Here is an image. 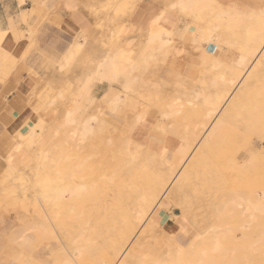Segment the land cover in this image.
Segmentation results:
<instances>
[{
	"label": "rangeland",
	"instance_id": "374dc122",
	"mask_svg": "<svg viewBox=\"0 0 264 264\" xmlns=\"http://www.w3.org/2000/svg\"><path fill=\"white\" fill-rule=\"evenodd\" d=\"M23 1L24 0H20V3H23ZM31 1V10L26 11L24 14H21V16L15 15V20L10 18L9 22L12 21L14 25L19 26L20 21L25 16H27L28 19H32L33 16H35L40 27L35 39L36 47L34 54H30L25 62L18 64L13 61L14 66L9 69L6 57H3L2 53H0V98L3 97L4 102H6L7 97L2 92H4L6 86L11 85L14 91L22 92L24 90V92L27 93L26 97L28 98V104L30 106L29 112L26 113V116L30 118L25 121L23 120V123L16 127H9L8 124L12 122L11 120L17 118V112L8 108L6 109V106L0 111V126L2 130L0 132V264H61L57 262H60L64 257L73 260V255L79 258L78 261L82 260L76 252L73 254L71 249L73 245L69 244L71 239H69L67 233L62 230L60 232L55 227L56 221L52 219L53 216L50 215L51 211H49V199L45 198V191L37 183L38 179H41L45 169L49 170L51 174H54V162L59 159V152L61 151L60 144L62 141H64L62 143H64L65 146L69 145V147H65V151L66 149L70 151L72 148L74 150L76 148L74 146L80 143L75 142L78 140V136L74 130L75 128L65 121L67 116L66 113L75 105L77 97L80 96V93L85 87L86 79L81 80V78L77 76L69 78L67 72H61L59 63L65 54L78 46L77 43H83L79 53L92 63L96 71L100 61L109 53H114L116 49L126 51L137 48L138 44L146 37L151 22L155 18L157 19L160 17L162 13L166 14V16L164 14V17H167V20L170 19L169 22L174 20L171 23L174 25L173 35L171 36L172 43H170L172 46L168 53L159 56V58L155 56L154 59L156 61L152 58L153 62L152 60L150 61L145 72L143 71L140 73L137 71L134 73L135 75L133 74L135 81L132 89L128 90V95H124L123 93L124 77L122 76L111 83L108 80L100 82L94 80L90 85V97L93 100L89 103L86 101L88 104L83 106L85 107L84 117L92 115L93 117L98 116L97 118L101 119V123L100 120L99 123L104 126V130H98L92 137L93 139L90 143L95 146L100 143L103 147H98V150L94 152L91 151V149V152L87 151L84 149V146H88L87 144H89V142L86 141L82 143L83 145H81V149L78 150V152H76L77 150H72L70 152L67 150L68 152H66V154L68 153L70 157L73 156L74 160L78 159L73 163L83 161L85 158L89 165L91 163L93 164L91 165L92 168L94 165L96 166V169L95 166L93 168L95 171L102 167V170L100 168V170L97 171L100 175H107V173H109L108 175L111 176L113 172L111 168H109V163L113 162V157L120 155V152L117 150V143L110 140L111 133L114 134L116 138L122 136L125 141L130 139L132 142L131 146L139 150V157L144 156L147 154L146 151L150 150L158 161L166 165V167L163 166L161 169H166L167 166L176 163L178 165L176 171L178 176L182 172L184 173L186 171V166L192 160V156H194L197 146L202 143V138L206 137L205 133L211 131L216 120L213 122L211 121L207 127L204 126V128H202V126H200L194 128L192 126L193 122L188 120L182 121L176 114L170 116L166 115L169 113L168 105L169 103L179 102V104L183 103L180 107L191 109L196 102L204 109H206L207 106L210 108L211 106L206 104V102L216 101L217 95L226 88V85L217 76L219 74L214 71L216 75L214 72H210L207 68L202 67L203 59H201V57L204 55L203 48L206 46L200 43L201 46H204L201 48L198 34L196 35L198 38L194 36L198 24V17L192 12L182 13L181 8L178 6V2L181 0ZM223 1L226 6H234L240 10L245 9V0ZM120 4L126 5L123 6ZM165 4H167L168 7ZM261 4L264 5V0H251L252 7L256 5L260 6ZM85 5L87 7H84ZM129 5H131V7H127ZM173 5H177L178 7H172ZM118 7H124L125 9L123 8L120 10ZM65 10L68 12L76 11L77 14L72 15L70 24L73 27L78 26L81 28L72 37H67L65 32L61 30L62 22L65 20L64 17L68 19L70 16L69 14H61V12H65ZM204 16L206 18H203ZM204 16L201 20L202 23L204 21V23H206L207 19L208 22L210 20L209 17L211 18L210 14ZM193 18H195V20ZM1 27L6 28L8 26L1 24ZM122 27H124V30ZM121 28L122 30H119ZM241 28L245 31V25L241 26L240 29L236 31L237 34L239 32L241 36L239 43L245 44L247 48H251L250 44L252 43H245V38L243 37L244 32ZM188 32H190L189 35ZM117 33L120 34L116 35ZM241 33L243 34L241 35ZM180 36H184L185 40L178 42ZM123 40L124 43L126 42V45L123 43ZM131 40L134 42L129 44ZM242 40H244V42H242ZM16 42L17 46L15 49L13 48L12 56L18 60L19 55L23 56L24 49L27 48L28 45L24 39L19 41L16 40ZM237 46L238 45L231 46L226 50L224 49V51H222V47L216 49L217 51L215 50L212 55V62L215 61L213 63L217 65L219 64L218 62H220L219 67H221V64L225 63V65H222L223 67H226V64L228 67L233 64L235 66L233 67L232 65L231 67L237 68L239 64L238 57H240L238 47L240 45ZM229 49L231 50L229 51ZM221 52H224V54ZM231 59L234 60V63H231ZM235 62H237V64H235ZM202 68L205 70H202ZM209 72L212 74H209ZM228 73L231 74L230 72ZM231 78H233L232 74ZM241 79L242 78H239L235 81L233 85L234 90H237V87L239 88ZM258 82H261V84L252 82L248 87L250 90L247 89L248 92L255 91L254 88H256V85L259 87L260 85L263 86V79ZM227 83L228 82H226V84ZM220 86L222 88H220ZM105 95H107V100L103 102V106L101 107L100 101ZM119 95L123 96V98L126 97L124 104L121 105L122 112H113L110 110L109 105L111 106L115 98ZM33 96L34 99L32 98ZM41 96L43 97L41 98ZM58 96L60 98H58ZM226 100H228V97L225 99V102ZM84 103H82V105ZM205 104L207 106H205ZM37 119L41 121L39 125L43 123V126L40 125L39 128L38 125L39 130L37 127L35 128V137L30 141L28 135L32 128L39 122ZM235 121H238L236 122L238 123L237 125ZM245 123L246 122L241 118L233 119L230 123L231 126L229 123L226 124V126H221V129L227 130L225 136L219 131H214L212 138L207 143V145L216 148L223 157H227L225 163L228 172L229 169L232 171L233 168L238 167L239 161H242L243 158L260 159V156L264 158V137L253 132L251 133L248 124ZM41 129L43 130L42 132L40 131ZM158 129H163V133L157 131ZM245 129L248 130V133ZM38 131L41 134H39ZM193 131L198 132L197 135L194 134L196 137L191 135ZM189 132L191 133L188 134ZM20 135L25 137H21ZM189 135L192 138L189 137ZM188 137L189 139L191 138L190 141ZM193 137L196 139H193ZM197 137L199 140L201 139L199 142ZM65 142H69V144ZM181 145L184 148V154L180 152ZM101 148L102 150H100ZM74 154L76 156H74ZM10 155L12 156V163L10 168L7 169L5 167L6 159ZM160 155H163V159L159 157ZM88 156H90V158H88ZM215 157L213 156L210 158L213 168L208 172L197 169L189 173L191 177H188V185L185 191L186 195H183L190 204L189 206L184 205L181 207L183 205V199H181V202L180 198L174 197L172 193V188L174 187L171 186L168 192L158 199L160 202L158 201V203H156L152 213L147 215V217L140 222L136 219L134 210L131 212L133 219L132 217L129 219V222L132 224L128 223L125 226V220L123 221L122 218L121 220L120 218L116 220L120 223L119 225L121 228L132 230L131 227H133L134 230L132 231L133 235L130 234L131 237L129 236L130 242L132 239L133 242H131L126 249L128 253L126 251V255H123L126 261L130 259L129 264L131 260V264H154L155 262L166 264L171 256H175V254L178 255V252L183 251V247L186 249L189 247L187 245L191 246L196 240L200 241L202 237L207 238L210 235L209 232L212 231V227H214L211 222L216 223L217 220L215 218L218 214L220 217L224 218L222 220L228 221L233 218V216L231 217V215L235 214L233 212L238 211V213L240 212L242 214H239L238 217L240 219L244 218V203L241 206H234L236 204H233V212L231 211L229 213V207L227 208V206H225L227 209L224 207L222 208L224 212L221 213L220 211L222 209H220V211L217 209L219 213H214L216 209L214 208L215 210H212L211 204L204 202V199L210 194L209 189L205 187V180L210 181L212 188L217 187V184H221L215 177L218 174L216 169L222 167V161L221 158H218V155H215ZM73 159L70 158L71 161H73ZM228 160L229 162H227ZM102 161L104 162L103 164H101ZM46 165H48V168ZM51 165L53 167H51ZM229 166L230 168H228ZM97 167L99 168L97 169ZM104 170L109 172H105ZM102 171L104 173H101ZM198 171L203 172L200 173ZM235 176L236 177L231 179V182L234 186H237V190H235L237 197L240 198V191L242 189L247 191L255 189L253 187L254 182L248 183L245 180L243 181L241 176ZM102 180H105V178H102ZM194 191L197 193L194 194ZM168 193H172L171 195L173 198H171V195ZM236 194H234V197H236ZM96 195L100 199L104 198L101 193ZM212 196H214L213 191ZM239 198L235 201L239 200ZM223 203L225 204V202ZM129 207L132 208V206ZM184 207L185 209L183 210ZM186 207H188V210ZM205 207L208 208L204 209ZM209 207H211V211H209ZM201 208L203 209L201 210ZM198 210L200 211L198 212ZM185 211H187V213ZM197 214H199L200 217H197ZM214 214L217 215L215 216ZM202 215L203 217H201ZM151 217L154 219V222L151 221ZM149 220L151 222H149ZM200 221L202 222L201 224L199 223ZM117 222L116 225L118 224ZM134 223H136V225ZM203 223H205L204 226ZM148 224H153V226ZM208 224L209 226L212 225L210 229ZM120 226H117V228H120ZM67 227L71 228L69 232L72 233L71 238L74 239L80 230L79 220H69ZM200 227L202 228L200 229ZM207 231L209 234L206 236L205 234H207ZM105 236H103V240ZM235 236V240H237L235 243L238 242L240 244H237L238 251L234 254L228 248H224L217 259L218 264H258V261L253 257L256 255V251L254 250H256L259 244H264V240H259V244L255 243V245L253 243L254 241L251 239L245 242L240 231L235 233ZM240 239L244 241L242 240V242ZM101 241L102 239H97V246L101 249H98L99 254L96 253V255H99L96 256L97 261L95 262L94 259L92 264H106L104 259L108 258L111 259L113 264H120V262H117V258L113 259L112 256H114V254L112 250L104 249L103 252V244ZM252 243L254 245H252ZM138 244L142 245V247H140L141 249H136ZM249 246H251L250 249H248ZM135 251H137V253H135ZM132 255L135 259L132 258ZM80 261L78 263L74 262V264H81ZM241 261H243V263Z\"/></svg>",
	"mask_w": 264,
	"mask_h": 264
},
{
	"label": "bare ground",
	"instance_id": "6f19581e",
	"mask_svg": "<svg viewBox=\"0 0 264 264\" xmlns=\"http://www.w3.org/2000/svg\"><path fill=\"white\" fill-rule=\"evenodd\" d=\"M120 5H123V4H120ZM165 5L167 6V4ZM178 6L181 8L182 13L192 12L194 13V15L198 17V24H197V28L195 31V35L194 34L192 35L196 36L198 34L199 41H200L199 45L201 46V44H204L206 46L205 48H203L205 52V53L203 52L204 55L203 56L201 55L202 56L201 59H203L202 67L207 68L210 72L215 71L217 74H219L217 75L214 72L222 80V82L226 85V88L217 95L216 101L214 102L205 101L206 104H209L212 108L211 107L209 108L205 104L207 108L204 109L198 103L195 102L194 106L191 109H187V108L180 107L183 105V103L179 104V102H175V103H169L168 105L169 113L166 115L170 116V115L176 114L182 121L188 120V121L193 122L192 126L194 128H197L200 126L204 128V126L207 127L211 121L213 122L216 120V122L214 126H212L211 131L209 133L208 132L205 133L206 137L202 138L203 139L202 143H200L199 146L196 145L197 148L194 152V156H192L193 157L192 160L186 166V171L184 173L182 172L181 174H179V176H178V173L176 172L177 167H178L176 163L167 166L166 169H161V167L163 166L166 167V165L158 161L154 157V155H152L150 150H147L146 151L147 154H145L144 156L139 157L138 154L140 152L137 148H133L131 146L132 142L130 141V139L125 141L122 138V136H120L119 138H116V136L112 133H111L110 140L114 141V143H117V150L118 152H120V155L113 157V162L109 163V168H111L113 172L111 176L108 175L109 173H107V175L106 174L100 175V173H97V171H99L100 168L102 170V167H100L99 165L100 168L97 167V169L98 168L99 169L95 171L93 169L95 165L92 168L91 165L93 164L90 162L91 164L89 165L87 163V160H85V158L84 160L81 159L83 161L73 163L74 161H77L78 159L74 160L72 154H71L72 157H70L68 153L67 155L66 152H68L69 150L66 149L65 151V147L67 148V146L69 147V145L65 146V144L62 143L64 141L61 142L60 144L61 151L59 152V159L56 162H54L55 168L51 165V167H53V170L55 169L54 174H51L49 170L45 169L43 171V175L41 179H38L37 183L45 191L44 193L45 198L49 199V206H50L49 211H51L50 215L53 216L52 219L56 221L55 227L60 232L62 230V231H65V233H67V236L69 237V239H71L69 244L73 245V247L71 246L72 252L73 254H75L76 252V254L80 256V259H82L81 261L79 260L81 264H92L94 259H95L94 260L95 262L97 261L96 256H99V255H96V253L99 254L98 253L99 246H97V239H102L101 242L103 245L102 244L101 245L103 247V252H104V249L112 250L113 251L112 253L114 254V256H112L113 259L117 258L118 259L117 262H120V264H129L130 259L129 261L128 260L126 261V259L123 258V255H126L125 253L127 251L126 249L129 247L130 243L133 242L132 238H131L132 241L130 242L129 236L131 237L130 234H132V231L134 230H133V227H131L132 230L131 229L127 230L126 228L125 230L121 228V226L119 225L120 223H118L116 220H118V218H120L121 220L122 218L123 221L125 220L124 221L125 226L128 223L132 224L129 222V219L130 217H132L131 212L134 210V214L136 215L135 217L140 222L145 217H147V215L152 213L156 203H158L159 201L158 199H160V197L165 195L168 192L169 188H171V186L174 187L172 188V193L174 194V197L180 198L181 202H182L181 199H183V205L182 206L180 205V206L181 207H183L184 205L189 206L190 204L186 201L185 196H183V195H186L185 191L188 185V180H189L188 177H191V175L189 176V173L197 169L204 170V172H208L209 170H211L213 167L211 165L212 163L210 162L211 160L210 158L213 156L215 157V155H218V158H221V161H222V165H221L222 167L216 169L217 170L216 172L218 174L215 177V179H217L221 184H217L218 185L217 187L212 188L210 181L205 180V183H204L205 187L209 189L210 194L207 198L204 199V202L211 204L210 206H212V210L216 209L215 210L216 212L213 211L214 213H219L217 212V209L218 211H220V209H222L223 207L225 209L229 207L228 210L230 209V211L228 212L230 213L231 211L233 212L234 206H241L244 203L243 205L245 206L244 207L245 211L243 215L244 218L240 219L238 217L239 214L242 215L240 212L238 213V211L233 212L235 213L234 215H231V217L233 216V218L231 220L227 219L228 221L222 220L224 218L220 217L219 214H218L219 216L216 214L218 216V219H217V216L214 214L216 216L215 219L217 221L214 220L216 221V223L211 222L213 223L212 225L214 227H212V231L209 232L210 235L207 238L202 237L200 241L196 240V242H193L191 246L187 245L189 247L186 249L182 245H180L181 247H183L182 249L183 251L178 252V255L175 254V256H171V258L168 260L166 264H218L217 259L219 255L221 254V251L224 248H228L234 254L235 252L238 251L237 244L239 243L238 242L235 243V241H237L235 240L236 238L235 233L239 231L242 234V238L245 239V242H248V239H251L252 241H254L253 242L254 244L255 243L259 244V240H264V158H261V156H260V159H257V158L249 159L247 157L243 158L242 161H239L240 162L239 164L237 163L238 167L233 168L232 171H230L229 169V172H228L226 170L227 166L225 163L227 157H223L221 153L217 151L216 148H213V146L211 147L210 145H207V143L212 138L214 131H219L223 133L225 136L227 134L226 132L227 130L225 131L224 129H221V126L222 125L226 126V124L228 123L231 126L230 124L231 121L236 118H241L244 122H246L249 126L251 133L253 132V133H256L264 137V88H263L264 84L262 83L263 86L260 85V87L256 85L255 86L256 88H254L255 91L252 90L253 92H250V91L248 92L247 90L249 89L248 87L252 84V82L254 83L257 82L261 84V82H258V81L262 79L264 80V76H263L264 75V5L261 4L260 6L256 5L252 7L251 0H245V9L240 10L234 6L224 5L223 0H181L178 2ZM123 8L124 7H121L119 9L122 10ZM164 14L165 13H162L160 17H158L157 19L155 18L151 22L149 31L146 37L144 38V40L140 42V44H138L137 48L129 49L126 51L116 49L114 53L112 54L109 53L105 58H103L102 61H100V63L98 64V68L96 70L97 77L95 80L99 82L103 80H108L107 77L111 74V71L118 70L120 72V76L124 77L123 93L124 95H128L127 94L128 90L132 89L134 85V81H135V77L133 76V74L137 71H139L140 73L143 71L145 72L152 58L154 59L155 56H158L157 58H159V56H162L168 53L170 47L172 46L170 45L169 40H171V36L173 35L174 25L171 23L174 20H171V22H169L170 19L167 20L166 19L167 17L165 18ZM206 14L207 16L208 14H210L211 18L209 17L210 20L208 22H207L208 19L207 20L205 19L206 23H204L205 21L203 20L204 22L202 23L201 21L202 17ZM203 18H206V17L204 16ZM193 19L195 20V18ZM9 23H13V22L10 21ZM243 25H245V31L242 28L241 29L244 32L243 37L245 38L244 39L245 43L246 44L247 42L252 43L250 44L251 48H247L245 44L239 43L241 36L239 32L237 34L236 31L239 30L240 27ZM122 28L124 30V27ZM122 28L119 30H122ZM0 31H7V27L6 28L1 27L0 25ZM189 33L190 32H188V35ZM119 34L117 33L116 35H119ZM242 34L243 33H241V35ZM13 38L15 37H13L11 33H9V35L3 40V42H0V53H2L3 57H6L7 65L9 69L14 66L13 60H9L7 58L9 55L12 56V50L14 48L13 46L14 43L12 40ZM244 40H242V42H244ZM121 42H122V39H121ZM126 42H127V39H126ZM132 42L134 41L131 40L129 44L130 43L132 44ZM123 43H124V40H123ZM77 44L78 46H76L75 48L81 50L83 43L82 44L77 43ZM234 45H238V46L240 45L239 47L237 46L240 51V57H238L239 64L237 68L235 67L236 69L231 67L233 65L231 63H234V60L232 59L230 63L231 66L229 65L228 67L226 64V67H223L222 65L223 64L225 65V63H223L221 64V67L223 68L219 67L220 62L217 61L219 63L218 65L213 63L215 61L212 62V57H213L212 55L216 49L222 47L223 49L222 51H224V49L226 50ZM202 47L204 46H201V48ZM209 49H211L212 53L209 51ZM231 49H229V51ZM72 51L73 49L63 56V58L59 62L60 67L63 66L61 64V61L64 59L65 56L72 55ZM221 53L224 54V52H221ZM235 64H237V62H235ZM234 66L235 65H233V67ZM203 68L202 70H205ZM210 72L209 74H212ZM228 72L232 74L233 78H231V74H229ZM101 76H103L104 78L101 79L100 78ZM239 78H242L241 82L239 83L240 84L239 88L237 87L236 88L237 90H234L233 85L235 81H237V79ZM226 82L228 83L226 84ZM219 85H220V82H219ZM84 86L85 87L83 91L80 93V96L77 97L75 101L76 102L75 105L72 107V109L68 111V113H66L67 116H66L65 122H67V124L72 125L73 128H75L74 130L78 136V140L75 142H80L79 144L77 143V146L76 145L74 146V142H73V146L76 148L74 150L72 148V150L73 151L77 150L76 152H78V150L81 149V145H83L82 143L87 141L89 142V144H87L88 146H84V149L87 151H90L91 149V151L94 152L95 150H98V147L102 145L99 143L98 145L95 146L94 144L90 142L93 139L92 137L98 130H104L103 129L104 126L100 124L101 119L100 118L98 119L97 118L98 116L93 117L92 115H89V116L84 117L85 107L83 106L93 100L90 97V85H87V81ZM220 88L222 87L220 86ZM58 95L60 94L58 93ZM42 97L43 96H41V98ZM60 97L58 96V98ZM227 97H228V100H226L225 102V99ZM32 98L34 99V96ZM125 99L126 97L123 98V96H120V95L117 96L115 100L113 101V103L111 104V106L109 105L110 110L113 112H116V111L122 112L121 105L124 104ZM86 101L88 103H86ZM82 103L84 104L82 105ZM99 120H100V123H99ZM40 122L41 121L39 120L37 125L34 128H32V130L29 132L28 136L30 138V141L34 139L35 134H36L35 128L37 127L38 129V125ZM236 122L238 121H235V124L237 125L238 123ZM40 125L43 126V123H41ZM40 125H39V128H40ZM242 125H243V122H242ZM246 128H247V125H246ZM234 129H235V125H234ZM238 129H239V126H238ZM191 130H194V129H191ZM245 130L248 133V130L247 129ZM40 131L42 132L43 130L41 129ZM198 132L193 131L191 135H194V134L197 135ZM190 133L191 132H189L188 134ZM39 134L41 133L39 132ZM20 136L25 137L23 135H20ZM189 137L191 136L189 135ZM189 137H188V140L190 141L192 137L190 139ZM195 137H193V139ZM200 140L198 139V142ZM65 143L69 144V142L68 143L65 142ZM180 149H181L180 150L181 154H184V150H183L184 148L182 145L180 146ZM100 150H102V148ZM104 154H105V151H104ZM11 155L6 159L5 167L7 169L10 168L11 163H12ZM74 156L76 155L74 154ZM159 157L163 159L162 158L163 155H160ZM70 158H72L73 161H71ZM88 158H90V156H88ZM227 162H229V160ZM103 163L104 162L102 161L101 164ZM46 166L48 168V165ZM0 168H1V165H0ZM228 168H230V166ZM95 169H96V166H95ZM107 170H104V171L106 172ZM101 173H104V172L102 171ZM235 175L241 176L243 178V181L245 180L248 183L254 182L253 187L255 189L251 191L242 189L240 191L241 193L240 198L237 197V194L235 192V190H237L236 188L237 186H234L231 182V179L236 177ZM102 178L103 179L105 178V180H102ZM195 191H194V194L197 193ZM212 191L214 193V196H212ZM233 192L234 194H236L235 196L239 198V200L235 201L237 198L234 197ZM98 193L103 194L104 198L103 199L98 198L96 195ZM171 198H173L172 195H171ZM223 202H225V204ZM233 204H236V205L233 206ZM129 206H132V208H130ZM225 206H227V208ZM186 208L188 210V207ZM206 208L208 207H205L204 209ZM210 208L211 207H209V211H211ZM184 209L185 207L183 208V210ZM202 209L203 208H201V210ZM199 211L200 210H198V212ZM185 212L187 213V211ZM220 212L222 213L224 212V210L222 209ZM193 213H196V212H193ZM199 214H197V217H200ZM201 217H203V215ZM69 220H77V221L79 220L80 230L76 234L74 239L71 238L72 233L69 232V229L71 228L67 227L69 224ZM151 221L154 222V219L152 217H151ZM151 221L149 220V222ZM201 221L199 222L200 224L202 223ZM116 222L118 223L117 225H116ZM134 224L136 225V223ZM204 224L205 223H203V226ZM151 225L153 226V224ZM117 226H120V228L119 227L117 228ZM129 226H128V229H129ZM211 226H209V229ZM202 227H200V229ZM209 233L207 231V234L205 235L207 236ZM103 236H105L104 240H103ZM242 240L240 239V241ZM253 243L252 245H254ZM251 246H249L248 249H250ZM140 247H142V245L138 244V247L136 249ZM254 251H256V255L255 256L252 255V256L258 261V264H264V244L262 243L259 244L256 250ZM135 253H137V251H135ZM73 257H74L73 260L67 259L64 257L60 260V262H57V263H61V264H74V262L78 263L79 258L74 255ZM132 258L135 259L133 255H132ZM104 260L106 264H110V263L113 264V262L109 258L104 259ZM241 262L243 263V261ZM154 264H161V263L155 262Z\"/></svg>",
	"mask_w": 264,
	"mask_h": 264
},
{
	"label": "snow or ice",
	"instance_id": "6c2138e0",
	"mask_svg": "<svg viewBox=\"0 0 264 264\" xmlns=\"http://www.w3.org/2000/svg\"><path fill=\"white\" fill-rule=\"evenodd\" d=\"M84 7L87 6L85 5ZM127 7H131V5ZM172 7H177V6L173 5ZM39 27H40L39 22L35 18V16H33L32 19H28L27 16H25L20 21L19 26L14 25L13 23H9L7 27V31H0V42H3V40L9 35V33H11L12 36L15 37L17 41L24 39L28 45L27 48L24 49L23 56H20L18 60L10 55L7 57L9 60H13L19 64L27 61L30 54H34L36 47L35 39ZM184 40L185 37L180 36L178 42H182ZM169 43H172V41L169 40ZM209 51H211V49H209ZM61 64L63 65L60 69L61 72H67L69 78H71L72 76H77L80 77L81 80L86 79L87 85H91L97 77V73L92 63H90L88 59H86L82 54H80L79 49L77 48L73 49L72 55L65 56L64 59L61 61ZM119 77H120V72L118 70H112L111 74L107 78L111 83L113 80H117ZM100 78L103 79L104 77L101 76ZM105 100H107V95L101 98L100 101L101 107L103 106V102ZM157 131L163 133V129H158Z\"/></svg>",
	"mask_w": 264,
	"mask_h": 264
},
{
	"label": "crops",
	"instance_id": "0c3cea01",
	"mask_svg": "<svg viewBox=\"0 0 264 264\" xmlns=\"http://www.w3.org/2000/svg\"><path fill=\"white\" fill-rule=\"evenodd\" d=\"M31 3V0H24L23 3H20V0H0V23L7 26L9 24L10 18L15 20V15L21 16V14H24L26 11L31 10ZM61 14L70 15L68 19H66L67 17H64L65 20L62 22L61 30L65 32V35L67 37H72L78 32L79 29H81L78 26L73 27L70 24L72 21V15L77 13L76 11L68 12L67 10H65V12H61ZM12 40L15 49V47L17 46V42L15 38H13ZM2 93L6 95L7 100L6 102H4V98H0V111H2V109L6 106V109L8 108L14 112H17V118L11 120L12 122L8 124L9 127L19 126L23 123V120L25 121L30 118L29 116H26V113L29 112L30 106L28 104V98L26 97L27 93H25L24 90L22 92H16L11 85H8L5 87L4 92ZM1 131L2 130L0 126V132Z\"/></svg>",
	"mask_w": 264,
	"mask_h": 264
}]
</instances>
